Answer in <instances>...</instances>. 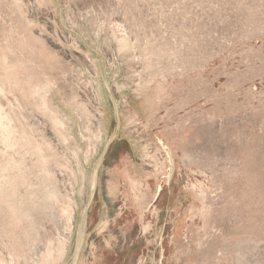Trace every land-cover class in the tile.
Returning a JSON list of instances; mask_svg holds the SVG:
<instances>
[{"label": "rangeland", "instance_id": "rangeland-1", "mask_svg": "<svg viewBox=\"0 0 264 264\" xmlns=\"http://www.w3.org/2000/svg\"><path fill=\"white\" fill-rule=\"evenodd\" d=\"M0 264H264V0H0Z\"/></svg>", "mask_w": 264, "mask_h": 264}, {"label": "crops", "instance_id": "crops-1", "mask_svg": "<svg viewBox=\"0 0 264 264\" xmlns=\"http://www.w3.org/2000/svg\"><path fill=\"white\" fill-rule=\"evenodd\" d=\"M161 190L160 186L157 187L156 189V194ZM156 196V195H155Z\"/></svg>", "mask_w": 264, "mask_h": 264}, {"label": "bare ground", "instance_id": "bare-ground-1", "mask_svg": "<svg viewBox=\"0 0 264 264\" xmlns=\"http://www.w3.org/2000/svg\"><path fill=\"white\" fill-rule=\"evenodd\" d=\"M171 172H172V171H171ZM171 172H170V173H171ZM169 176H170V175H169ZM94 185H95V183L93 184V189H92V191H94Z\"/></svg>", "mask_w": 264, "mask_h": 264}]
</instances>
